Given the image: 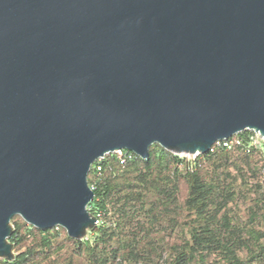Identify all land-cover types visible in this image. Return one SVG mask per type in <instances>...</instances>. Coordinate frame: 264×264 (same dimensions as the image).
<instances>
[{
  "label": "water",
  "instance_id": "obj_1",
  "mask_svg": "<svg viewBox=\"0 0 264 264\" xmlns=\"http://www.w3.org/2000/svg\"><path fill=\"white\" fill-rule=\"evenodd\" d=\"M247 130L264 138V0H0V258L16 216L83 240L100 158Z\"/></svg>",
  "mask_w": 264,
  "mask_h": 264
},
{
  "label": "trees",
  "instance_id": "obj_2",
  "mask_svg": "<svg viewBox=\"0 0 264 264\" xmlns=\"http://www.w3.org/2000/svg\"><path fill=\"white\" fill-rule=\"evenodd\" d=\"M231 154L245 160L252 157L240 149L217 150L199 158L190 172L177 166L184 159L155 144L148 160L138 157L124 170L117 168L114 157L103 161L100 174L95 163L88 176L89 185L95 187L90 213L103 218L112 212L118 224L97 226L80 241L70 239L78 254L91 264H123L130 262L131 255H145L142 245L152 242V232L156 231V225L150 221L177 203L178 179L182 177L188 185L184 202L188 223H184L182 242L173 248L168 264H264V189L256 191L249 221L242 225L227 212L231 192L221 187L216 173L213 177L205 174V164L218 170L219 162H228ZM17 217L12 220L13 234L9 238L15 253L11 264H38L50 259L53 241L60 231L39 230L26 222L18 225ZM26 239H33L32 244L15 252ZM149 247L151 251L156 248L154 244ZM147 252L156 256L150 250Z\"/></svg>",
  "mask_w": 264,
  "mask_h": 264
},
{
  "label": "rangeland",
  "instance_id": "obj_3",
  "mask_svg": "<svg viewBox=\"0 0 264 264\" xmlns=\"http://www.w3.org/2000/svg\"><path fill=\"white\" fill-rule=\"evenodd\" d=\"M248 159L245 160L231 154V159L228 162H219L221 168L218 170H215L213 165H204L206 166L205 174L208 177H213L216 173L220 178L221 187L231 192L232 199L227 206V212L242 225L249 221L250 208L253 207L257 199L256 191L259 188L264 189V176L261 174L264 159L258 153H254ZM185 160L193 161L191 158H185ZM178 185L177 203L171 207L170 211L161 214L156 220L150 221L156 225V231L152 232L153 241H146L144 247L142 245L145 255L142 254L140 257L131 255L130 262L123 264H168L173 248L182 242L184 223H188L187 212L184 210L188 185L182 177L178 179ZM103 220L108 227H111L112 222H117L112 212L108 217H103ZM15 222L21 225L25 221L18 216ZM114 229L119 228L114 227ZM70 239L65 229L62 228L53 241L54 249L50 259L40 260L38 264H91L86 257L78 254L76 245ZM32 241L26 239L24 244L15 249V252L24 251L27 246L32 244ZM152 244L156 247L153 251L149 247ZM148 250L156 256L149 254ZM210 262H214V259L211 258Z\"/></svg>",
  "mask_w": 264,
  "mask_h": 264
},
{
  "label": "built area",
  "instance_id": "obj_4",
  "mask_svg": "<svg viewBox=\"0 0 264 264\" xmlns=\"http://www.w3.org/2000/svg\"><path fill=\"white\" fill-rule=\"evenodd\" d=\"M246 132V135H243V133ZM240 149L243 151L244 154L247 155H253L254 153H258L263 159H264V138L257 132L253 130H247L242 133H239L231 138L223 139L220 141H217L212 148L207 153L208 155L214 154L217 150H236ZM205 154V155H207ZM177 156V155H176ZM203 155L197 154V155H186L182 154L179 155L181 159L185 158H191L193 159L192 162L186 161L179 163L177 165L180 169H186L187 171L193 172L194 171V163L201 158ZM107 157H114L117 162V168L120 170L126 169V167L134 162L138 156L128 150L122 149V150H116L112 154H108L104 156L103 158H100L96 163V171L98 174H100L103 170V161ZM187 164V165H186ZM189 165V166H188ZM112 169V168H111ZM261 174L264 176V165L261 170ZM91 189L94 191L95 187L90 186ZM90 205V204H89ZM88 210L90 211V207L88 206ZM96 218V227L97 226H105V222L100 214L97 215ZM110 226H114V222L110 224ZM57 231H60L62 227L57 226L54 228ZM12 261H7L5 259L0 258V264H11Z\"/></svg>",
  "mask_w": 264,
  "mask_h": 264
}]
</instances>
